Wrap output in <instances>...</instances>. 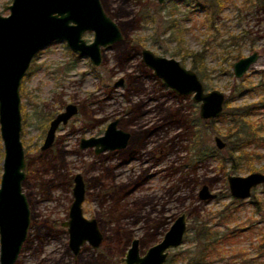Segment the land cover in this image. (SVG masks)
I'll return each instance as SVG.
<instances>
[{"label": "rangeland", "instance_id": "374dc122", "mask_svg": "<svg viewBox=\"0 0 264 264\" xmlns=\"http://www.w3.org/2000/svg\"><path fill=\"white\" fill-rule=\"evenodd\" d=\"M11 1L0 0L1 15H8L4 7ZM108 1L104 8L124 40L102 49L99 66L71 51L64 40H56L38 52L22 80L21 141L27 162L22 191L31 221L14 264H125L123 258L132 239H139L140 255L145 254L180 213L186 214L187 230L182 244L169 250L166 264L178 257L181 259L175 264H264V185L254 188L246 199H233L227 175L249 171L225 172L216 156L198 161L195 150L189 148L193 132L206 148L214 147V130L226 140L229 123L218 120L192 126L191 119L198 117V104L191 95H177L165 86L143 65L140 55L142 48H148L192 69L189 53L203 51L205 79L200 80L205 90L218 89L227 98L233 88L242 90L235 92L231 106L254 105L250 120L261 126L264 136V6L228 0L213 19H208L201 6L206 0H166L162 4L157 0ZM170 20L179 23L176 38H170L166 25ZM230 36H236L235 44ZM83 38L92 41L93 32H84ZM238 49L239 57L253 51L259 57L237 79L232 73L237 59L224 57L226 51ZM130 77L138 80L132 87ZM119 78L124 79L122 86L114 84ZM67 103L77 104L79 112L58 128L53 144L40 151L48 124L44 115L57 114ZM132 107L137 108L133 111L136 116L126 115ZM88 111L101 122L86 124ZM114 118L132 133L124 151L95 155L92 148L78 147L81 137L101 135ZM247 150L260 155L253 166L264 173V144ZM133 151L136 156L130 160ZM2 160L0 139V177ZM103 167L112 168L115 181H134L139 176L147 180L137 189L118 191L111 187L113 179L105 180V187H90L95 176L106 171ZM77 172L85 182L83 215L96 219L102 241L97 248L85 242L73 255L67 227L62 223L68 220L72 176ZM202 184L216 193L214 199H198ZM203 224L210 232L230 236L220 241L216 254L202 260L198 228Z\"/></svg>", "mask_w": 264, "mask_h": 264}, {"label": "water", "instance_id": "95a60500", "mask_svg": "<svg viewBox=\"0 0 264 264\" xmlns=\"http://www.w3.org/2000/svg\"><path fill=\"white\" fill-rule=\"evenodd\" d=\"M163 3L165 0H157ZM200 1V0H195ZM8 15L0 14V139L3 145L2 174L0 177V264H12L27 236L30 225V208L22 191L26 158L21 137L22 116L20 110V86L34 57L50 43L64 40L69 49L80 56H87L93 66L102 61V49L120 42L124 36L117 23L107 14L101 0H12L4 7ZM86 31L93 32V39L83 38ZM143 62L163 80L165 86L177 94H192L199 104L198 116L204 120L217 118L227 99L218 89L206 91L198 74L182 65L175 58L156 55L148 48L141 50ZM257 51L241 57L232 64L234 77H242L257 60ZM123 79L114 84L121 86ZM77 113L73 103L49 122L41 150L49 148L61 124ZM117 119L107 125L100 137L81 139L80 147H95V153L126 147L130 133L116 127ZM217 150L226 148V141L213 135ZM229 193L234 199H246L252 189L264 182V173L255 171L246 175H227ZM73 200L69 207L67 227L69 248L76 255L80 246L88 242L97 248L102 241L95 218H85L82 202L85 185L80 173L73 176ZM201 201L214 199L207 184L197 192ZM186 232V216L178 215L165 231L160 241L139 253V240H131L123 258L125 264H164L168 250L183 242ZM264 245V239H263Z\"/></svg>", "mask_w": 264, "mask_h": 264}, {"label": "trees", "instance_id": "16d2710c", "mask_svg": "<svg viewBox=\"0 0 264 264\" xmlns=\"http://www.w3.org/2000/svg\"><path fill=\"white\" fill-rule=\"evenodd\" d=\"M101 2L104 7H107L109 5L108 0H101ZM227 2L228 0H206L202 3L201 6L204 8L205 11H207L206 14L208 16V19H213L214 16L222 10V8ZM246 3H253L255 6H259L260 8L264 6V0H246ZM166 25L167 28L171 30L170 38H176L180 35V28L178 22H176L175 20H170L167 21ZM229 39L232 44L236 43V36H230ZM234 52L235 50L226 51V57H224V59H238L240 56V50L238 49L235 53ZM189 54L192 57L191 68L196 71V73L201 79H205L204 52L196 51L190 52ZM241 91L242 90H239L237 88L232 89L231 97L227 98L223 111L217 118L211 120H202L198 117H195L192 118L190 121L192 126L195 123L199 122L200 124L205 125L208 121H211V124H213V122L218 120L227 121L229 123V126L227 127L224 133V138L226 139L225 141L227 143L226 148L224 150L219 151L214 147H204V144H202V142L200 141L199 134L196 132H193V134L191 135L193 141L191 143V146L189 147L190 149L195 150L194 155L199 157L197 158L198 161H202L203 159H205V156H216L218 166L223 170H226L225 172L228 173H234L245 170L249 172L255 171L256 169L253 166V162L258 159L260 155L256 152H249L247 148L250 146L259 147L260 145L264 144V136L261 135V126L255 125L254 122L250 120L251 113L254 110V105H239L234 108H232L231 106V101L234 99L235 92ZM136 110L137 108L135 109V111ZM44 117L46 121H49L52 117V114L47 113L44 115ZM214 132L216 134H219V130H214ZM195 161L197 160H193L192 162ZM106 177L103 172L98 173V175L95 176V187H99V184L101 187H105L106 184L104 180L106 179ZM141 182H137L136 184H134L133 187H138ZM111 187L115 186L112 185ZM121 189L123 188H119L118 191ZM112 200H116V202L118 203L117 198L114 197L112 198ZM198 230V238H200L203 243L202 251L199 256V258L202 260L205 257H209L210 255L216 254V250L218 245L220 244V241H225L230 236V233H226L220 236L214 232H210V227H207L206 224L201 225ZM179 259H181V257H178L177 259H172L171 264L177 263V260ZM189 263L192 264L190 261Z\"/></svg>", "mask_w": 264, "mask_h": 264}, {"label": "flooded vegetation", "instance_id": "af4514ba", "mask_svg": "<svg viewBox=\"0 0 264 264\" xmlns=\"http://www.w3.org/2000/svg\"><path fill=\"white\" fill-rule=\"evenodd\" d=\"M166 1V0H165ZM158 2V1H157ZM159 3V2H158ZM160 4H162V3H160ZM104 7V6H103ZM105 9V8H104ZM106 11V10H105ZM108 14V13H107ZM110 16V15H109ZM111 17V16H110ZM124 40V39H123ZM118 43V42H117ZM51 44V43H50ZM115 44V43H114ZM113 45V44H112ZM111 45V46H112ZM143 49V48H142ZM141 49V50H142ZM141 50H140V55H141V62L143 63V65L147 68V69H149L152 73H153V75H155L154 74V71H153V69H151V68H149L144 62H143V60H142V54H141ZM152 51V50H151ZM153 52V51H152ZM254 52V51H253ZM78 54V53H77ZM155 54V53H154ZM157 55V54H156ZM249 55V54H248ZM247 56V55H246ZM87 57V56H86ZM244 57V56H243ZM259 57V56H258ZM239 58H241V57H239ZM238 58V59H239ZM237 59V60H238ZM101 63H102V61H101ZM234 63V62H233ZM232 73H233V71H232ZM26 75V74H25ZM156 76V75H155ZM157 77V76H156ZM24 78V77H23ZM158 78V77H157ZM200 78V77H199ZM119 79H123V78H119ZM119 79H117V80H119ZM131 79V80H130ZM158 79H160V78H158ZM129 80H130V84H129V87H132V83H136V81H138L137 80V78L136 77H130L129 78ZM161 80V79H160ZM162 81V83H163V80H161ZM116 82V81H115ZM123 83H124V79H123V82H122V84H121V86L123 85ZM164 84V83H163ZM204 86V85H203ZM21 87V86H20ZM205 89V88H204ZM172 91V90H171ZM174 92V91H173ZM175 93V92H174ZM177 94V93H176ZM177 95H180V94H177ZM189 95H191V98H192V94H189ZM181 96H186V95H181ZM193 101V100H192ZM195 103V102H194ZM68 104V103H67ZM73 104H75V103H73ZM196 104H198V103H196ZM66 105V104H65ZM76 106H77V113L79 112V107H78V105L77 104H75ZM198 106H199V104H198ZM64 108H65V106H64ZM64 108H63V110H64ZM199 108V107H198ZM62 110V111H63ZM133 111H135V108H133L132 107V110L131 111H127L126 112V115H129L130 114V116H136V114L135 113H133ZM61 112V111H60ZM136 112V111H135ZM59 113V112H58ZM57 113V114H58ZM76 113V114H77ZM76 114H74L73 116H75ZM87 116V122H86V124H88V125H94L95 123H100L101 122V120L102 119H94L93 118V113H92V111L91 112H88L87 114H86ZM56 116V114L55 115H53L52 117H51V119L52 118H54ZM72 116V117H73ZM72 117L68 120V122L72 119ZM199 117V116H198ZM200 118V117H199ZM50 119V120H51ZM114 119H117V125H116V127L118 128V129H121V130H123V131H126V132H129L130 133V138H129V140H128V143H127V145H126V147H124V148H120V149H114V150H105V151H102V152H100V153H95V147L94 146H92V147H85V148H81L80 147V142H81V139H87V138H90V137H100V136H102L103 134H104V131H105V129H106V127H107V125L109 124V122H111L112 120H114ZM114 119H112V120H110L108 123H107V125L105 126V128H104V131H103V133L101 134V135H99V136H89V137H81L80 139H79V144H78V147L80 148V149H86V148H92L93 149V153L95 154V155H99V154H101V153H105V152H108L109 154H113V153H115V152H122V151H124L127 147H128V145H129V143H130V140H131V138H132V133L130 132V131H127V130H124V129H122L120 126H119V123H120V119H118V118H114ZM201 119V118H200ZM50 120L48 121V124H47V129H48V126H49V122H50ZM202 120H204V119H202ZM68 122H67V124H68ZM61 125H64V124H61ZM60 125V126H61ZM66 125V124H65ZM59 126V127H60ZM58 127V128H59ZM125 128V127H124ZM47 129H46V131H47ZM128 129V128H127ZM22 130V129H21ZM58 130V129H57ZM45 135H46V132H45ZM44 138H45V136H44ZM20 139H21V137H20ZM43 143V142H42ZM23 144V143H22ZM142 144L143 143H140V146H142ZM227 144V143H226ZM41 147V146H40ZM215 147V146H214ZM48 149V148H47ZM44 150H46V149H44ZM44 150H41L40 149V151H44ZM224 150V149H223ZM129 156L130 157H128L130 160H131V158L132 157H135L136 155H135V153H134V151L133 152H131L130 154H129ZM26 158V157H25ZM26 164H27V162H26ZM106 171H102L104 174H105V177H106V174H107V177H106V179L105 180H107V181H110L111 180V176H112V179H113V182H114V186H115V188H117V189H119V188H123V189H130V188H132L133 186H134V184H136L137 182H141V184L138 186V187H133L134 189H137V188H139L142 184H144L145 183V180H147L146 179V177L145 176H139V178L138 179H136V180H134V181H132V180H128V181H123V182H119V181H115V176L114 175H112L111 174V170H112V168H108V167H103ZM251 172H255V171H251ZM251 172H249V173H251ZM260 172V171H259ZM77 173H79V172H77ZM249 173H247V174H249ZM263 173V172H262ZM25 174H26V170H25ZM76 174V173H75ZM74 174V175H75ZM81 174V173H80ZM73 175V176H74ZM82 175V174H81ZM229 175V174H228ZM231 175H236V174H231ZM26 176V175H25ZM73 176H72V187H73ZM82 178H83V176H82ZM25 179V178H24ZM104 180V181H105ZM83 181H84V179H83ZM84 185H85V182H84ZM259 185H264V182L263 183H261V184H259ZM259 185H257V186H259ZM88 186H90V183L88 184ZM99 186H100V184H99ZM256 186V187H257ZM90 187H95V183L93 182L92 183V186H90ZM209 187V186H208ZM256 187H254V188H256ZM253 188V189H254ZM229 189V188H228ZM252 189V190H253ZM71 191H72V188H71ZM120 191V190H119ZM126 194V193H125ZM124 194V195H125ZM73 196V195H72ZM84 198H85V196H84ZM234 199V198H233ZM73 200V199H72ZM236 200H243V199H236ZM72 202V201H71ZM83 203V202H82ZM30 214H31V211H30ZM82 214H83V212H82ZM180 214H182V213H180ZM179 214V215H180ZM185 214V213H184ZM84 216V215H83ZM185 216H186V214H185ZM86 218V217H85ZM175 220V219H174ZM30 221H31V219H30ZM187 222V221H186ZM30 226V225H29ZM186 230H187V223H186ZM186 233V232H185ZM185 235V234H184ZM163 236V235H162ZM27 237V236H26ZM184 237V236H183ZM162 238V237H161ZM26 239V238H25ZM139 240V239H138ZM25 241V240H24ZM23 241V242H24ZM160 241V240H159ZM85 243V242H84ZM83 243V244H84ZM88 243V242H87ZM23 244V243H22ZM82 244V245H83ZM89 244V243H88ZM81 245V246H82ZM90 245V244H89ZM81 246H80V248H81ZM91 246V245H90ZM264 246V245H263ZM22 247V246H21ZM80 248H79V251H80ZM93 248V247H92ZM170 249H173V248H170ZM169 249V250H170ZM21 250V249H20ZM139 250H140V241H139ZM169 250H168V252H169ZM79 251H78V253H79ZM20 253V252H19ZM73 253V252H72ZM77 253V254H78ZM139 253H140V251H139ZM76 254V255H77ZM73 255H75L74 253H73ZM18 256H19V254H18ZM18 256H17V258H18ZM16 258V259H17ZM167 259H168V254H167V257H166V260H165V263L164 264H166L167 263ZM16 261V260H15ZM14 261V262H15ZM14 262L12 263V264H14Z\"/></svg>", "mask_w": 264, "mask_h": 264}]
</instances>
